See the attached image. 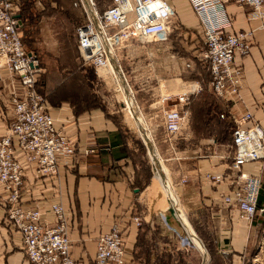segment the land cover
<instances>
[{
  "label": "built area",
  "instance_id": "1",
  "mask_svg": "<svg viewBox=\"0 0 264 264\" xmlns=\"http://www.w3.org/2000/svg\"><path fill=\"white\" fill-rule=\"evenodd\" d=\"M85 20L75 30L82 59L95 70L104 68L123 42L162 43L168 40L175 16L169 0H110L98 9L95 0H80ZM249 7V18L261 21L264 28V0H237ZM201 24L203 58L208 66L210 88L216 98L232 102L239 97L242 71L233 64L235 55L249 53V32H228L231 20L225 4L228 0H186ZM20 0H0V85L3 104L10 114L6 132L0 136V210L3 221L20 236L31 264H81L71 256L67 214L60 201L51 202L50 223L37 206H24L28 191L22 156L36 178L56 176L60 165L70 166L77 152L89 155L94 149L77 148L63 122L51 110L47 97L39 89L45 69L39 57L28 50L22 38ZM173 25V26H172ZM199 86L180 94L160 97L166 142L173 149L175 140L187 124L190 95ZM172 97H175L172 99ZM232 123L231 156L222 170L205 178L219 188V201L235 209L238 217L251 222L264 206L257 207L261 189L259 162L264 161V128L246 111L228 112ZM248 166H251L248 168ZM95 264H125L121 231L115 225L96 241Z\"/></svg>",
  "mask_w": 264,
  "mask_h": 264
},
{
  "label": "crops",
  "instance_id": "2",
  "mask_svg": "<svg viewBox=\"0 0 264 264\" xmlns=\"http://www.w3.org/2000/svg\"><path fill=\"white\" fill-rule=\"evenodd\" d=\"M169 1L175 10V21L178 24V28H174L179 33L188 32L190 28L201 30L199 19L186 0ZM225 9L231 20V27L227 31L249 32L250 49L246 56L235 55L233 59V64L242 71L237 101L227 104L216 99L223 103L227 114L249 111L264 128V28L261 27L260 20L249 18V7L237 0H228ZM171 32L172 30L170 34ZM170 34L167 41L155 45L151 52L135 42H123L118 48L117 57L126 66L128 78L125 79L131 92L134 90L141 95L143 91L147 93L148 98L139 96L138 100L147 103L148 108L157 110L162 121V110L166 105L161 103L160 97L166 95L165 91L167 94H180L194 85L192 80L182 78L160 79L165 76L164 73L160 74V70L166 67H162V58L167 56L173 61L182 60L180 57L176 58ZM141 54L147 55L149 60H143L139 56ZM183 63L190 66L188 62ZM137 69H151V74L156 76L155 82L138 81L135 75ZM182 71L183 78L187 77L186 71ZM69 101L66 97H61L56 103L49 102V105L57 119L63 122L77 148L88 147L94 149V152L87 156L77 152L73 163L70 166L60 165L52 180L36 178L33 169L20 156L28 184V191L23 197L24 206L41 208L46 212L44 219L52 223L53 216L48 212V207L51 202L60 201L67 214L71 256L81 264H95L97 238L115 225L124 239L125 264H138L139 244L150 227L143 215L141 195L144 187L153 179L152 169L142 164L130 134L112 112L98 107L87 109L74 104L70 106ZM136 105L144 118L137 103ZM10 118L9 112L0 102V136L5 134ZM132 120L139 131L137 123ZM143 125L148 129L145 119ZM140 137L141 141L145 139L142 134ZM183 139L186 140V136ZM187 141L183 142L185 146L175 152V156L169 157L173 161L169 175H172L175 185L173 188L181 206L187 213L202 219L206 229L214 231L217 243L223 230L231 233L232 243H243L242 239L247 237L250 226L238 217L235 209L219 201V188L205 178L206 174L222 170L226 166L223 154L219 151L201 154L199 147L208 142L190 146V140ZM155 150L156 155L160 156L156 148ZM258 165L262 170L261 186L264 194V161ZM0 264H31L25 255L20 236L4 223L1 210Z\"/></svg>",
  "mask_w": 264,
  "mask_h": 264
},
{
  "label": "rangeland",
  "instance_id": "3",
  "mask_svg": "<svg viewBox=\"0 0 264 264\" xmlns=\"http://www.w3.org/2000/svg\"><path fill=\"white\" fill-rule=\"evenodd\" d=\"M109 2L110 0H95L97 8L100 10L104 9ZM22 12L25 19V24L22 27L23 43L28 50L33 51L39 57L40 65L45 69L40 79L39 89L46 95L48 103H56L65 92L70 100V106L74 104L87 109L98 107L112 112L130 134L142 164L152 169L153 173L147 147L141 141L133 120L127 116L126 111L117 100L113 82L107 76H103L100 70L97 71L92 65L86 63L77 48L75 30L80 23L84 22L86 15L82 2L80 0H22ZM175 16L173 25L178 28ZM171 29L170 40L174 42L172 47L175 49L173 51H175L176 58L180 57L182 60L173 61L171 57L167 56L165 59L162 58V67H166L160 70V74L164 73L165 75L160 79L182 78L192 80L194 85L199 86V90L191 94L189 98L190 117L177 136L173 149L166 142L163 121L157 110L148 108L147 103L138 100L139 96L148 98L149 95L144 91L142 95L137 94L134 90L132 92L144 116L142 118L147 123L153 144L160 155L165 170L169 173L173 168V161L169 160V157L175 156V152L185 146L184 141L190 140V146L208 142L207 145L199 147V153L213 154L219 151L225 160L230 159L232 150L230 146L232 123L222 106L223 103L216 99L210 88V75L203 58L200 28H190L188 32L183 31L182 33H179L174 27ZM135 43L144 46L149 52L158 44L157 42ZM118 51L119 49L115 52V61L120 66L125 78H128L126 66L117 60ZM139 56L143 60H149L145 54ZM184 58L186 59L184 60ZM183 62H188L190 66L188 67L186 63L184 65ZM143 69H137L135 73L137 80H147V82L154 80L153 82H155L156 76L151 74L152 70ZM182 69L187 73L185 78H183ZM0 91L5 94L3 88H0ZM165 92L167 94V91ZM2 96L0 93L1 104L3 103ZM174 98L172 97V99ZM173 103L174 100H170L165 104L172 105ZM185 136L186 140H182ZM169 176L172 186L175 187L172 175ZM158 188V185L151 179L142 191V211L145 222L150 227H148L146 237L139 244L140 260L138 264H203V254L201 255L195 246L187 240L180 222L179 225L170 224L167 222L168 216L159 212L165 202L161 200L164 197ZM180 207L183 208L181 204ZM182 211L198 239H201V244L206 249L205 252L207 251V264H264L263 214L257 213L251 222H247L250 231L247 237L242 239L243 243L238 244L232 243L231 233L225 232V230L219 235L221 239L217 243L214 231L206 229L202 219L187 213L184 208ZM183 232L184 236H181ZM227 243L228 245H225Z\"/></svg>",
  "mask_w": 264,
  "mask_h": 264
},
{
  "label": "bare ground",
  "instance_id": "4",
  "mask_svg": "<svg viewBox=\"0 0 264 264\" xmlns=\"http://www.w3.org/2000/svg\"><path fill=\"white\" fill-rule=\"evenodd\" d=\"M99 70L103 76H107L113 82V85L115 86L117 100L120 102L123 109L126 111L127 116L130 119H134L137 123L139 127L138 132L145 136V139H143L142 142L147 147V154L150 156L152 162L154 173L152 180L158 185V189H160V191L163 193L164 198L162 197L163 199L161 200H164L165 202L164 206L160 208L159 212L165 213L168 216L167 222L170 224L179 225L180 222L182 230L184 229L183 231L185 232L187 240L192 243L193 246H195V248L200 252L201 255L203 254V264H207V251L205 252L206 249H204V245L201 244V239H198L197 235L195 234L190 223L187 221L186 216L180 207L179 199L176 196L170 181L169 172L165 170L160 156L156 155L155 146L150 137L149 131L143 125L144 120L138 111V107L135 103L133 96H131L132 92L131 90H129V86L126 85L125 76L122 70L120 69V66L111 57L108 59L107 65L104 68H100ZM155 202L157 203L159 201Z\"/></svg>",
  "mask_w": 264,
  "mask_h": 264
},
{
  "label": "trees",
  "instance_id": "5",
  "mask_svg": "<svg viewBox=\"0 0 264 264\" xmlns=\"http://www.w3.org/2000/svg\"><path fill=\"white\" fill-rule=\"evenodd\" d=\"M20 6H21V10H20V18H21V21H22V27L24 26V24H25V19H24V17H23V12H22V0H20ZM81 24V23H80ZM79 24V25H80ZM78 25V26H79ZM206 68L208 69V66H207V64H206ZM209 72V71H208ZM61 97H66L67 99H68V97H67V95H66V93L64 92L62 95H61ZM61 97H59V98H61ZM82 108H84V107H82ZM232 130V129H231ZM232 132V131H231ZM230 132V133H231ZM262 206H264V194L262 193V186H261V189H260V192H259V196H258V200H257V207L258 208H261ZM264 215V214H263Z\"/></svg>",
  "mask_w": 264,
  "mask_h": 264
},
{
  "label": "water",
  "instance_id": "6",
  "mask_svg": "<svg viewBox=\"0 0 264 264\" xmlns=\"http://www.w3.org/2000/svg\"><path fill=\"white\" fill-rule=\"evenodd\" d=\"M125 81H126V79H125ZM126 85L129 86V85L127 84V81H126ZM129 90H130V89H129ZM131 96H133V95H131ZM181 236H184V232L181 233Z\"/></svg>",
  "mask_w": 264,
  "mask_h": 264
}]
</instances>
